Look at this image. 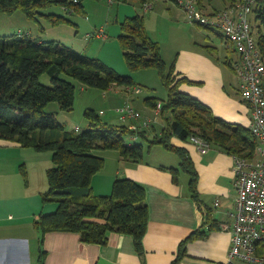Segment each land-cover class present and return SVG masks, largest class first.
I'll list each match as a JSON object with an SVG mask.
<instances>
[{
    "label": "trees",
    "instance_id": "obj_1",
    "mask_svg": "<svg viewBox=\"0 0 264 264\" xmlns=\"http://www.w3.org/2000/svg\"><path fill=\"white\" fill-rule=\"evenodd\" d=\"M146 2L150 0H141L142 5ZM52 5L73 13L85 11L84 0H0V13L22 10L28 19L39 20L44 16L52 25L70 22L65 14L44 11ZM255 7L253 29L264 56V0H257ZM144 23V14L127 16L121 22L119 39L128 67L131 70L157 68L168 90L165 98L151 96L144 100L153 110L160 106L155 118H160L161 129L157 122L137 127L114 123L103 119L94 108H88L86 117L90 127L78 132L68 130L58 120L57 112L47 110L52 102H58L62 110L74 109L76 85L64 75L103 90L134 87L133 77L119 73L99 57L85 55L60 41H42L30 34L0 35V138L39 152H52L53 166L47 170L48 189L42 194V203L58 205L55 211L42 212L34 220V227L40 231L39 264H45L47 256L42 247L46 233L57 230L78 233L82 241L101 245L109 242L111 233L128 234L133 236L137 252L144 253L150 217L147 190L137 180L118 175L111 193L97 194L93 179L106 166V158L94 153L95 147L118 150L123 159L137 163L147 161L158 145L174 152L179 165L158 167L170 172L177 184L182 174L187 173L188 192L197 202L201 200L197 185L199 172L188 148L176 144L174 137L192 143L191 137L198 135L218 151L247 159L257 157L260 141L251 127L217 116L208 104L180 89L184 82L194 81L180 77L176 68L178 53L171 64L167 63L160 43L147 33ZM208 51L212 54L213 50ZM227 58L225 63L234 69L233 61ZM45 73L50 74L52 86L41 81ZM25 166L20 171L27 186ZM209 222V229L202 226L181 241L180 252L172 264L185 256L190 241L206 238L210 229L220 228L210 216L204 225Z\"/></svg>",
    "mask_w": 264,
    "mask_h": 264
},
{
    "label": "crops",
    "instance_id": "obj_2",
    "mask_svg": "<svg viewBox=\"0 0 264 264\" xmlns=\"http://www.w3.org/2000/svg\"><path fill=\"white\" fill-rule=\"evenodd\" d=\"M221 1L222 6L213 4V0H197L200 9L209 13L221 10L229 4V1ZM2 30L3 27L0 26V35ZM18 33L32 35L31 30L24 32L22 28H19ZM225 44L227 45L226 41ZM227 57L234 62L237 55L230 49ZM176 60L180 77L186 76L194 81L190 84L184 82L180 86L182 91L208 104L217 116L230 122L251 126L252 109L241 95L239 77L233 68L228 65L230 72L226 71L220 57H209L200 50L189 47L178 52ZM115 88L116 95L122 98L134 93L132 88ZM129 100L117 102L115 96L113 97L115 115L112 118L118 117L128 125L140 124L145 118H150L153 123L161 122L160 118H155L149 113L145 115L143 112V120L123 119L117 108L124 101L140 111ZM101 113L106 114L103 109ZM173 141L188 148L194 160L199 172L197 185L201 195L200 202L191 198L188 192V178H181L177 184L173 182L170 172L158 167L161 164L176 166L178 160L164 163L148 158L147 161L137 163L123 159L119 152H109L114 162L113 169L107 174L99 172L101 174L94 176L95 191L97 194H109L118 175L131 177L146 188L150 217L144 238V253L141 255L137 252L134 238L128 234L111 233L109 242L101 245L82 241L78 233L57 230L45 235L42 246L47 251L45 264H172L180 252L182 240L202 226L205 229L210 228V222L204 225L208 222V216L218 223L220 228L210 229L206 238L190 241L186 246L185 256L177 264H224L231 244L230 230L238 197L234 171L236 157L212 147L207 153H202L197 145L184 142L180 138L174 137ZM0 143H10L16 149L24 147L16 141L2 138ZM153 151L154 149L151 154ZM96 182L103 183V187H98ZM29 187L30 181L29 185H24L25 189ZM2 202L5 204L2 205ZM37 217L38 214L32 208L30 211L19 210L15 193L0 197V264H39L40 231L34 227Z\"/></svg>",
    "mask_w": 264,
    "mask_h": 264
},
{
    "label": "rangeland",
    "instance_id": "obj_3",
    "mask_svg": "<svg viewBox=\"0 0 264 264\" xmlns=\"http://www.w3.org/2000/svg\"><path fill=\"white\" fill-rule=\"evenodd\" d=\"M150 3L153 4V7L148 11H145L141 0H84L85 11L74 13L66 11L59 5L48 6L44 10L45 12H55L70 17V22L62 23V25H52L44 16H40L39 20L28 19L24 11L18 10L12 14L0 13V26L3 27L2 35L19 34V28H22L24 32L31 30L32 36L36 39L60 41L85 55L99 57L119 73L131 75L136 82L135 86L142 89L140 93H136L134 91L135 86L131 87L134 91L133 95L129 97L126 95L122 98V96L116 95L117 88L103 90L96 86L85 85L72 76L64 75L63 77L73 81L76 85L74 109L72 111L62 110L58 102H52L47 110L57 112L58 120L68 130L78 132L90 127L86 117L88 108H94L105 120H112L118 124L125 123L118 117L112 118L115 115L112 101L114 96L117 102L130 99L140 112L145 115L149 113L153 117L155 111L146 105L145 98L151 96L165 98L168 96V90L164 86L157 68L131 70L128 67L119 39V34L122 32L121 22L127 16H133L137 13L145 15L144 24L147 33L160 43L162 53L168 64L172 63L178 52L189 47L196 48L209 57L210 55H213V58L214 56L220 57L226 71L230 72V67L224 63L226 56L230 54V49L225 44L220 27L212 29L192 22L184 7L175 0H150ZM213 4L222 6V1L213 0ZM101 28L108 35L106 38H99L97 35L88 36V34L96 33ZM210 48L213 50L212 54L208 51ZM41 81L46 85L52 86L53 84L48 73L42 75ZM132 96L133 99H131ZM126 102L124 101L123 104ZM101 109L106 114L101 113ZM76 127L81 129L76 130ZM157 127L161 129L162 125L157 123ZM19 148L22 149H16L10 143H0V197L15 193L19 210L30 211L32 208L38 216L42 212L55 211L58 205L56 202H50L46 205L42 203V194L48 189L47 170L53 166L52 152H39L27 147ZM93 152L106 158V166H108L101 171L102 174L110 172L114 162L108 153L118 152V150L95 147ZM148 158L164 163H171V160L176 159L178 161L175 165L180 163L174 152L166 150L160 145L155 147ZM21 164L26 165L28 171L30 181L28 189H25L23 185L24 176L22 177L20 171ZM181 178H188V174L183 173ZM96 185L100 188L103 187V183L96 182ZM1 204L4 205L5 203L2 202Z\"/></svg>",
    "mask_w": 264,
    "mask_h": 264
},
{
    "label": "built area",
    "instance_id": "obj_4",
    "mask_svg": "<svg viewBox=\"0 0 264 264\" xmlns=\"http://www.w3.org/2000/svg\"><path fill=\"white\" fill-rule=\"evenodd\" d=\"M179 2L192 22L212 29L220 27L227 46L237 55L234 69L239 77L241 95L251 106L253 119L250 127L260 144L254 159L236 157L234 171L238 197L230 230L231 244L224 264H264V56L253 29L257 0H230L223 9L210 13L200 9L197 0ZM152 7L150 2L144 4L145 11ZM88 35L107 37L103 28ZM134 91L140 93L142 89L135 86ZM154 111L158 115L160 106ZM118 113L123 119L143 120V114L129 102L123 104ZM150 122V118H145L140 124L131 125L149 126ZM191 141L202 153L211 148L201 136L193 135Z\"/></svg>",
    "mask_w": 264,
    "mask_h": 264
}]
</instances>
